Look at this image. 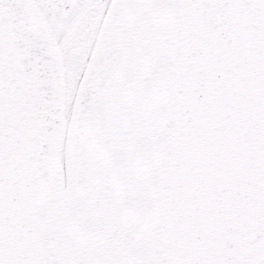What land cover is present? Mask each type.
I'll use <instances>...</instances> for the list:
<instances>
[{
  "label": "snow or ice",
  "instance_id": "obj_1",
  "mask_svg": "<svg viewBox=\"0 0 264 264\" xmlns=\"http://www.w3.org/2000/svg\"><path fill=\"white\" fill-rule=\"evenodd\" d=\"M0 264H264V0H0Z\"/></svg>",
  "mask_w": 264,
  "mask_h": 264
}]
</instances>
